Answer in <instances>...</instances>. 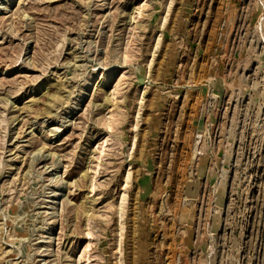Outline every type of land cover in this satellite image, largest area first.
Returning <instances> with one entry per match:
<instances>
[{
	"label": "rangeland",
	"instance_id": "374dc122",
	"mask_svg": "<svg viewBox=\"0 0 264 264\" xmlns=\"http://www.w3.org/2000/svg\"><path fill=\"white\" fill-rule=\"evenodd\" d=\"M0 264H264V0H0Z\"/></svg>",
	"mask_w": 264,
	"mask_h": 264
},
{
	"label": "bare ground",
	"instance_id": "6f19581e",
	"mask_svg": "<svg viewBox=\"0 0 264 264\" xmlns=\"http://www.w3.org/2000/svg\"><path fill=\"white\" fill-rule=\"evenodd\" d=\"M49 95H50V94H49ZM50 96H51V95H50ZM50 96H49V97H50ZM33 159H34V158H33ZM59 185H60V184H59ZM93 186H94V185H93ZM93 186H92V188H93ZM90 187H91V186H90ZM91 192H92V191H91ZM90 194H91V193H90ZM94 201H95V199L90 200L91 203H93ZM83 205H84V204H83ZM81 206H82V204H81ZM88 206H89V204H88ZM83 207H84V206H83ZM81 208H82V207H81ZM82 211H83V210H82ZM87 211H88V210H87ZM93 212H94V211H93ZM92 214H93V213H92ZM94 214H95V213H94ZM86 215H87V212H86ZM86 215H85V216H86ZM86 219H87V216H86ZM86 219H85V220H86Z\"/></svg>",
	"mask_w": 264,
	"mask_h": 264
}]
</instances>
